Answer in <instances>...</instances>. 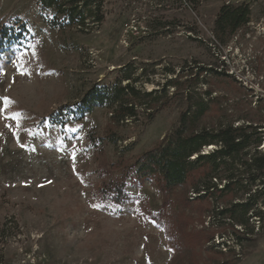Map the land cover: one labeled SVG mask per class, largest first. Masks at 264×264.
<instances>
[{"label": "rangeland", "instance_id": "obj_1", "mask_svg": "<svg viewBox=\"0 0 264 264\" xmlns=\"http://www.w3.org/2000/svg\"><path fill=\"white\" fill-rule=\"evenodd\" d=\"M87 1L103 21L88 14L81 28L42 0H0V97L11 101L0 99V264L192 263L190 248L180 250L148 215L164 197L167 214L190 218L189 232L214 235L201 264H264V219L256 216L264 215V175L251 182L241 163L220 171L241 180L233 193L217 192L225 181L211 178L217 190L202 218L184 203L196 197L191 182L163 194L129 177L122 205L99 192L142 153L165 146L188 108V132L252 125L245 158L264 152V0ZM224 6L251 10L225 44L215 33ZM118 83L166 93L163 105L151 119L140 106L138 121L119 124L115 108H79L92 87ZM196 178L203 190L209 177Z\"/></svg>", "mask_w": 264, "mask_h": 264}, {"label": "trees", "instance_id": "obj_2", "mask_svg": "<svg viewBox=\"0 0 264 264\" xmlns=\"http://www.w3.org/2000/svg\"><path fill=\"white\" fill-rule=\"evenodd\" d=\"M42 1L46 7H55L59 13L67 14L70 26L83 28L88 14L95 15L93 19L97 22L103 21L102 16H96L97 13L94 14L87 0H83L82 2L81 0ZM80 4L89 8L86 14L81 12ZM250 19L251 10L249 6H224L218 15L215 33L217 36H226V39L222 41L225 44L241 27L250 23ZM201 70L202 72L206 71L204 68ZM125 78L130 79L127 75ZM135 81L137 82L138 80ZM167 85L177 86L178 82L168 81ZM155 94L156 96L154 97ZM165 95L158 96L157 91L144 92L132 84H127L125 87H122L120 83L114 87L94 86L84 95L79 108L88 112H92L96 106L115 108L112 120L114 123L119 124L128 119L138 121L137 108L140 106H144L150 111L148 112V119H151L157 111L156 109H160L159 107L163 105L162 99L165 98ZM207 95L210 96V92ZM150 98L151 103L148 100ZM159 103L160 106H157ZM152 105H156L154 110ZM189 110L190 108L182 114L179 128L167 138L165 146L142 153L131 165H127L126 168L122 167V160L121 164L115 165L114 168L116 170L122 167V171L118 177L103 182L102 189L99 191L103 201H110L116 205L127 203L129 196L126 193V188L129 177L135 183L154 182L163 194H168V192L184 187L188 182H191L196 187V191H194L196 197L191 200L185 198L184 203L194 204L200 218H202L205 213L211 210L214 192L217 190V185L211 180L212 177H215L216 182L218 178L221 181H225V185L220 190H217L221 194L233 193L235 188L242 183L233 172H230L231 170H228V173L226 171L227 174L225 173L221 176L220 171L222 168L228 169L230 167L229 162L233 165L241 163V166L245 167L244 173L247 174L251 182H255L263 177L264 152L260 153L256 150L255 154L249 159L245 158L248 156L246 149L251 144V134H248V129H251L252 125L245 128L229 125L216 130L201 128L198 131L192 130L188 132L187 124L190 121L189 117L191 115ZM258 133L261 132H256L253 135H258ZM108 139L113 144L117 142L113 133L108 134ZM255 142L257 145H260L262 139L257 138ZM212 146L217 147L212 153L200 154L203 149ZM195 155L197 156L195 162H191L190 158L195 157ZM199 175L209 177L208 183L201 188L203 190L197 188L196 177ZM260 194L264 195V184L262 190L259 192ZM169 205L168 197H164L161 210L157 214L148 213L150 219L159 226L164 227L166 236L175 245L177 244L180 250L190 248L194 257L192 258L193 262L189 264H201V261L197 257L201 254V250L213 241L214 235H208L205 231L198 233L189 232L188 229L192 223L190 218L183 214H167L166 210H168ZM235 205L237 206V204ZM235 205L233 207H236ZM241 207L244 208L245 215L253 209L252 205L248 204V202L242 204ZM256 216L264 219L262 212H257ZM222 246L226 248L227 244L224 243ZM228 248L230 252L234 251L231 246ZM214 249L212 248L215 254L224 255L222 250L218 248Z\"/></svg>", "mask_w": 264, "mask_h": 264}, {"label": "snow or ice", "instance_id": "obj_3", "mask_svg": "<svg viewBox=\"0 0 264 264\" xmlns=\"http://www.w3.org/2000/svg\"><path fill=\"white\" fill-rule=\"evenodd\" d=\"M0 99H3L5 101V104L7 105L8 103H11V101L8 100L6 97H0ZM15 118V117H13Z\"/></svg>", "mask_w": 264, "mask_h": 264}, {"label": "bare ground", "instance_id": "obj_4", "mask_svg": "<svg viewBox=\"0 0 264 264\" xmlns=\"http://www.w3.org/2000/svg\"><path fill=\"white\" fill-rule=\"evenodd\" d=\"M212 148L214 149V147H212ZM208 151H209V149H207V153H208ZM36 238H38V236H36ZM39 238H41L40 235H39ZM38 240H39V239H38ZM38 250H39V249L37 248L36 251H38ZM33 264H34V263H33Z\"/></svg>", "mask_w": 264, "mask_h": 264}, {"label": "built area", "instance_id": "obj_5", "mask_svg": "<svg viewBox=\"0 0 264 264\" xmlns=\"http://www.w3.org/2000/svg\"><path fill=\"white\" fill-rule=\"evenodd\" d=\"M204 153V152H203ZM195 196V195H194Z\"/></svg>", "mask_w": 264, "mask_h": 264}]
</instances>
